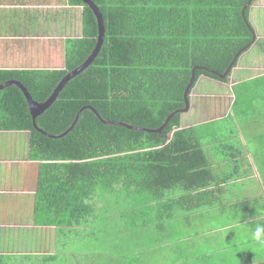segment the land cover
<instances>
[{"label":"trees","instance_id":"trees-1","mask_svg":"<svg viewBox=\"0 0 264 264\" xmlns=\"http://www.w3.org/2000/svg\"><path fill=\"white\" fill-rule=\"evenodd\" d=\"M91 1L104 21L100 52L37 117L36 125L47 134L60 135L84 107L94 109L100 119L85 110L66 136L48 138L34 129L22 92L8 87L0 91V131L27 132L26 157L38 163L34 223L41 214V225L54 226L63 234L64 228L79 226L90 217L94 227L91 236L99 240V247L94 243L93 249L102 252V245L108 246L112 240L107 250L123 253L122 261L117 258L110 264H149L158 251L151 241L158 239L164 224V216L152 212L194 199L180 197L178 203L167 198L166 193L177 188L205 189L215 179L212 167L216 155L230 162L234 153L246 152L233 142L224 144L223 139L216 138H207V145L218 143L216 153L210 152V146L206 152L205 129H182L181 116L185 113L184 92L192 69L206 68L222 75L237 54L246 48L242 55L255 42L249 21L255 0ZM68 3L81 8L82 29L81 37L66 43L63 68L0 70V85L16 80L33 101L41 103L63 77L91 55L98 35L96 18L80 0ZM230 74L220 80L206 70H196L189 95L200 77L226 83ZM254 90L260 91V98L247 94L242 100L247 108L240 113L246 119L254 118L264 108V86ZM172 113L176 114L160 133L102 123L119 122L156 130ZM230 176H234L232 171ZM93 198L106 203L105 214H119L116 220L111 219L108 245L103 242L108 230L100 222L96 224L97 215L90 204ZM104 258L93 254L89 261L107 264ZM48 260H56V256H48ZM0 264H6L4 256H0Z\"/></svg>","mask_w":264,"mask_h":264},{"label":"crops","instance_id":"crops-1","mask_svg":"<svg viewBox=\"0 0 264 264\" xmlns=\"http://www.w3.org/2000/svg\"><path fill=\"white\" fill-rule=\"evenodd\" d=\"M46 27L49 30H46ZM81 29V8L69 5L68 0H0V60L11 61L7 63L10 66H5V68L2 66L5 63H0V70H51L45 67L51 63L50 60L56 61L54 57L57 54L59 55L56 57L58 58L57 62L60 65L62 64L59 69H62L66 43L71 39L81 37ZM42 31H46V33L43 34ZM261 32L263 33V30ZM254 34L255 36L253 38L255 42L248 51L244 52L238 58V61L248 52L252 53L260 50L259 55L262 54L261 52L263 50L261 49L264 47V34L261 35L255 28ZM258 41L263 45H261L262 48L256 45L259 43ZM32 45H35L37 48L29 55V52L26 51V46ZM15 64H25L26 68L21 67L22 69H20L19 67H15ZM239 65L232 68L228 81L235 76L234 72L236 68H240ZM250 66L245 68L253 67L255 69L244 70L240 68L239 71H243L245 76L247 75L243 79H254L257 76H264V59L262 60L260 58V61H257L255 65ZM243 79L229 86V89L231 90L234 86L239 85V82H242ZM209 80L211 81V79ZM247 94L244 97H247ZM230 96L232 104L230 106L233 109L236 98L232 102L233 94L230 93ZM261 110H264V108ZM261 113L262 111H258L250 123L256 121V125L259 124L264 128V114L260 118ZM184 121L185 119L181 116V128L183 127ZM248 121L249 119L247 118ZM204 123L206 122L192 124L182 129L195 127L199 124L203 125ZM202 125L197 127H201ZM205 126L208 125L204 124V129ZM253 126L255 125L253 124ZM11 133L14 136L15 133L19 132L0 131V137L4 134L8 136ZM13 136L8 137L13 138ZM262 137L264 139V135ZM12 141L10 142L13 143V146L9 143L12 149L7 153L15 152L14 147L16 146V142L15 140ZM255 142V140L250 141L252 144L250 149L253 150V153H257L254 151V148L264 149L263 141L257 144ZM2 147L0 144V153H2ZM245 151V153H234L233 158L230 159V162L232 161L231 163L224 161L221 155H216L212 167L215 179L210 180L205 189L184 191L177 188L166 193L167 198L175 200L178 203H180L178 201L180 197L189 196L194 199H191V201L186 199L187 201L184 200L181 203L182 205L178 204L172 207L167 205L162 211L152 212V215L164 216V224L162 225L161 231L158 232V239L151 241L152 244L155 242L153 247L158 248V251L155 252V257L149 260V264H157V262L158 264H181L190 260L202 262V259L207 263L219 264L223 256L231 252L234 248V244H232L234 236L237 237L240 232H245V228H251L252 230L253 228L256 229L258 225H264V181L262 182L258 176V169H256L254 160L250 157L251 151L248 148ZM3 154L7 155L5 151ZM211 156L213 155L211 154ZM262 156H264V152L256 154L254 159L261 166L260 168L263 169L264 160L262 159V162H259ZM13 164L15 163L10 159H5L2 162L0 160V165H4L5 168L0 172V200L3 199L5 202L8 196L15 195L25 202L22 203L21 208H26L25 206L28 202L25 201V198L19 196V194L12 193L11 190L13 189L7 188L8 185H6L7 182L8 184L12 183L15 185L14 180H17L16 177L15 179L10 178V173L7 171L12 168ZM230 171H232L234 176H230ZM35 184L36 180L34 178V193L31 202L32 206H30L31 211H27L33 215L32 224H34L33 204ZM258 199H262L263 201H260L261 204L257 207L256 202ZM4 202L0 203V256L5 257L6 264H22L24 261H28L29 264H56L57 257L56 260L50 261L52 258L48 260V256L52 255L41 251L44 247L40 245V249L35 248L33 251H28L26 248H19V245L22 246L25 242L26 237L23 236L24 231L26 232V230L32 229L35 226L32 224H24V222L21 223L20 220L26 218L25 214H23L26 212L23 211L18 214V210L12 209L10 204L6 203L5 205ZM249 205H254V209H249ZM151 206L153 207V204ZM27 207L29 206L27 205ZM105 207L106 203L104 202L102 211L106 209ZM110 214L117 215V211L116 213ZM3 221H9V224H3ZM10 222L17 226L12 228ZM39 229H42V226H39ZM65 229H63V232L72 231L69 228L67 230ZM9 230L15 231L17 236L13 242L9 238ZM57 233L59 232L57 231ZM59 234L63 235L61 233ZM6 235H8V238H6ZM40 235L37 239L46 242V238L43 237L44 235ZM254 241L256 242L257 240L252 238L248 243ZM240 244L238 242L236 246ZM27 248L30 247L28 246ZM20 254L22 256H19ZM249 255L250 263L248 264L264 263L263 249L259 250L257 256L250 253ZM16 256L21 257L18 259L19 262L13 261L17 259ZM35 258H39L40 263L35 261ZM69 264L74 263L69 262ZM89 264L92 263L90 262ZM221 264L224 263L222 262Z\"/></svg>","mask_w":264,"mask_h":264},{"label":"rangeland","instance_id":"rangeland-1","mask_svg":"<svg viewBox=\"0 0 264 264\" xmlns=\"http://www.w3.org/2000/svg\"><path fill=\"white\" fill-rule=\"evenodd\" d=\"M249 16H250L249 21L251 22L252 26L257 30L258 33L263 35L264 34V0L254 1L253 6L250 10ZM46 30H49V29H47L46 27ZM262 30H263V33L261 32ZM42 33L45 34L46 31H42ZM259 44L260 42L257 43L256 45L259 48H262L263 45L262 44L259 45ZM36 48L37 47H35V45L26 46V51H28L30 55V53L32 54L34 50H36ZM261 50H263V52H261L262 53L261 55H259L260 50L254 51L252 53L248 52L244 54L238 61L237 65L240 64L239 65L240 68L244 70L246 69L254 70L255 68H253L252 66L255 65L257 61H260V58H262V60L264 59V47ZM58 56L59 55L57 54L56 57ZM56 57H54L56 61L50 60L51 63H49L47 67H45L46 69L52 70V69H59L61 67L62 64L60 65V63L57 62L58 58ZM10 62L11 61L0 60V63H5V65H2L4 68L5 66H10V64L9 65L7 64ZM247 66L248 67L250 66L252 68H245ZM15 67H19L20 69H22L21 67L26 68L25 64L16 65ZM240 68L239 67L236 68V71L234 72L235 76H233L229 81H227L226 84L223 83L222 85H221L222 82H216V81L212 82V80L210 81L207 78L200 77V79L198 80V82L196 83L194 87V90L190 94L189 101H188L189 102L188 110L187 112L182 114V117L185 119V121L183 122L184 124L182 125L183 126L182 128L191 126L192 124L206 122L204 124H207L208 126H205V130H204L205 136H204V141H203V149L206 152H207V147L210 146L209 147L210 152L216 153L215 151L218 146V143H215L213 145H207L208 139H215V138L223 139L224 144L228 142H233L236 145V147L240 150L242 149L245 150L248 148V150L251 151L250 157L252 158V160H254L256 169H258V176L263 182L264 181V167L263 169L260 168L261 166L258 165V162L254 158L256 154L258 153L261 154L262 152H264V149L254 148V151L257 153H253V150L250 149V146L252 145L250 141L255 140L256 141L255 144L261 141L264 142V139L262 137L264 135V128L260 126L259 124L256 125V121H252L250 123V121L253 119L251 116L248 118L249 121L247 122L246 116L242 115L240 112L241 111L245 112L246 106H247L244 104V102H242V100L245 99L243 95L247 94L245 90L250 91L248 93V96H251V97L257 96L258 98H260V91L258 93L253 92V91H255L254 89H259L260 86L264 85V76H259V77L257 76L254 79H246V78L243 79L245 74L243 71H239ZM239 74H240V77L242 78L239 77ZM241 79H243V81L239 82V85L234 86L231 90L229 89V86L236 84ZM230 93L233 94L232 102L237 97V105H235L233 109L230 106L231 104ZM239 93L240 94L243 93V95L239 96ZM260 111H262L260 115V118H262L264 114V110H260ZM204 124L203 125L199 124V125H202L204 128ZM253 124L255 126H253ZM199 125H196L195 127ZM12 134L13 133H11L10 135L8 134V136H13ZM8 136L4 134L2 137H0V140H1L0 144L3 146L2 153H0V160L2 162L5 159H10L13 161V163H15L13 164L12 168L8 169L7 171H9L10 173V176H9L10 178L12 177L13 179H15L16 177L17 180H14L15 185H13L12 183L8 184V182L6 183V185H8L7 188L13 189L11 190L12 193H16V194H19V196L24 197L25 201L28 202V204H26L25 206L26 208L24 207L21 208L22 203L24 201L15 195L8 196L5 199V202L3 199H1L0 203L4 202L5 205L6 203L10 204L12 206V209L18 210V214H20V212H23V211L26 212V213H23L25 214L26 218L20 220V222L21 223L24 222V224L31 225L33 223V215L32 213H29V212L31 211L30 206H32L31 202H32V196L34 193V188H33L34 178L36 175V169H37L38 163L28 162L29 160L26 157V152H27L26 148H27V140H28L27 132L15 133L13 138H9ZM12 140H15L17 147L16 146L14 147L15 149L14 153H7L10 151V149H12V146H13V143H11L13 142ZM9 143H11L12 146ZM241 145L243 146L242 148H241ZM4 151L7 155L3 154ZM207 154L211 158V154L210 153H207ZM262 159L264 160V156L260 157L259 162H262ZM4 169H5L4 165H0V172L3 171ZM2 187H5V186H2ZM260 201H263V200L258 199V201L256 202L257 207L261 204ZM90 204L93 205V213L95 212L94 214L97 215L96 224H99L100 222L99 225H102L105 229L108 230L105 233L104 239H103V242L105 241L106 244L108 245L106 236L110 232L111 219L113 221L116 220L117 215H113L110 213L105 214V211H102L103 206H104L103 200L93 198ZM27 205L29 207H27ZM248 208L254 209V205H249ZM99 213L102 214L101 217H103V219L99 217L98 215ZM41 217H42L41 214L37 216L36 222L32 224L35 226L34 228L26 230L28 234L23 230L24 231L23 236L26 238H25L24 244L22 246L19 245V248H26L28 251L29 250L33 251L35 248L40 249L39 247L40 245L44 247L41 251H45L46 254L55 255L57 257L56 264H69V262L74 263V264L76 263L89 264L91 259L93 258V254H95V257H99L101 259L104 258V256H106L107 257L106 261H108L107 264H110V261L114 262V260L117 258L119 261H122L123 253L120 252L119 254L115 251H112L113 249L107 250L111 246L112 240H111L110 245L108 246L102 245L104 246L103 249L100 248L103 250L102 252H99L95 248L93 249L92 244L96 243V241H99V240L98 239L95 240L96 238L94 236L93 237L91 236V233L94 230L92 218L89 217V219L86 221H83L81 225L79 226L74 225L71 228L72 231L64 232L63 235H60L59 233H57V230L54 226H45L44 224L41 225L40 224ZM44 221L45 220H43V222ZM3 224H9V221H5ZM10 224L12 228H15L17 226V225H13V223L11 222ZM39 226H42V229H39ZM115 228H117L116 225L113 227L112 231ZM65 230H67V228ZM244 230L245 232H240L237 237L236 236L233 237L232 244H234L233 246L234 248L232 249L231 252L223 256V259L219 264H221L222 262L224 264L225 263L226 264H248L250 263L249 253L255 254V256H257V253L259 252L260 249H263L264 251V243H260V241H256V242L254 241V242L248 243V241L252 239L251 234L255 231V229L253 228L251 230V228H248V229L245 228ZM25 234L27 235L25 236ZM40 234L44 235L43 237L46 238V242H43L42 240L37 239L39 236H41ZM9 235H10L9 238L12 242L14 239L17 238L15 231L9 230ZM6 238H8V235H6ZM238 242H240L241 244L239 246H236V243ZM28 246L30 248H27ZM95 247H99L97 243ZM177 249L179 250V248ZM19 256H22V254H20ZM16 258L17 259L13 261L19 262L18 259L21 257L16 256ZM35 261L40 263L39 258L38 259L35 258ZM22 264H29V262L24 261ZM50 264H54V263H50ZM181 264H212V263H207L204 261V259H202V262L198 260L197 261L190 260V261L183 262Z\"/></svg>","mask_w":264,"mask_h":264},{"label":"water","instance_id":"water-1","mask_svg":"<svg viewBox=\"0 0 264 264\" xmlns=\"http://www.w3.org/2000/svg\"><path fill=\"white\" fill-rule=\"evenodd\" d=\"M82 2L83 5L87 6L93 13V15L96 18L97 21V27H98V35H97V42L96 45L91 53V55L85 60V62L80 65L79 67L75 68L74 70L70 71L65 77H63V79L57 84L56 88L53 90V92L51 93V95L48 97V99H46L44 102L38 103L32 100V98L30 97L28 91L26 90V88L18 81L16 80H11V81H7L3 84L0 85V91L8 88V87H15L18 90H20L22 92V94L25 97V100L27 102L28 105V111L30 113V116L32 118V124L34 129H36L40 134L48 137V138H52V139H59L62 138L64 136L67 135L68 132H70L76 125L81 113L85 110H90L92 111L99 119V115L98 113L90 108V107H84L82 108L78 114L76 115L72 125L69 127V129L67 131H65L64 133L60 134V135H50L45 133L44 131L40 130L37 125H36V119L37 117H39L40 115H42L45 111H47L49 109V107L55 102V100L57 99L60 91L66 86V84H68L72 79H74L75 77H77L78 75H80L84 70H86L95 60V58L97 57V55L100 52L101 46L103 44L104 41V33H105V28H104V21L102 18V15L98 9V7L96 5H94V3L91 0H80ZM246 7L243 8L242 10V16H244V11H245ZM246 48H244L241 52L245 51ZM241 52H239L237 54V56L234 58V60L232 61V63L229 65V67L227 68V70L225 71L224 74L220 75L218 73L212 72L206 68H200V67H195L192 69V74H191V78L189 81L188 86L185 89L184 92V104H185V108L183 110V112H187L188 110V95H189V91L194 83L195 80V71L199 70V69H203L208 71L209 73H212L213 75H217L219 77L220 80H223L227 77V75L232 71L233 65L237 59V57H239L241 55ZM180 111H177L176 113H179ZM176 113H172L171 115L168 116V118L166 119V121L164 122V124L156 129V130H150V129H145V128H139V127H133V126H129L127 124L124 123H119V122H105L102 121V123H104L105 125H119L122 127H125L127 129H132V130H136V131H143V132H152V133H160L163 128L168 125L171 117L176 114Z\"/></svg>","mask_w":264,"mask_h":264},{"label":"clouds","instance_id":"clouds-1","mask_svg":"<svg viewBox=\"0 0 264 264\" xmlns=\"http://www.w3.org/2000/svg\"><path fill=\"white\" fill-rule=\"evenodd\" d=\"M252 238L264 243V225H258L256 227L255 231L252 233Z\"/></svg>","mask_w":264,"mask_h":264},{"label":"bare ground","instance_id":"bare-ground-1","mask_svg":"<svg viewBox=\"0 0 264 264\" xmlns=\"http://www.w3.org/2000/svg\"><path fill=\"white\" fill-rule=\"evenodd\" d=\"M255 250V249H254Z\"/></svg>","mask_w":264,"mask_h":264}]
</instances>
